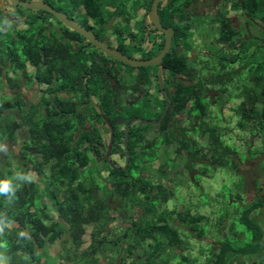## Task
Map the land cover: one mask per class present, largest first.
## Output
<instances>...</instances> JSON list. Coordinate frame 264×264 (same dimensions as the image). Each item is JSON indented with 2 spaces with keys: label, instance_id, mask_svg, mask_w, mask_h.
Segmentation results:
<instances>
[{
  "label": "trees",
  "instance_id": "16d2710c",
  "mask_svg": "<svg viewBox=\"0 0 264 264\" xmlns=\"http://www.w3.org/2000/svg\"><path fill=\"white\" fill-rule=\"evenodd\" d=\"M118 1L48 3H59L73 19L74 11H80L83 26L129 57L158 55L165 35L149 22L153 0ZM194 1H160L161 23L174 28L172 48L159 65L133 67L108 56L52 13L0 0V146L22 142L0 176H33L21 183L12 200L0 196V264H197L186 254L190 246L181 228L204 239L207 232L201 226L209 219L191 209L168 208L175 196L167 186L170 161L184 160L190 167L210 156V162L232 166L238 174L243 163L237 161L239 147L229 143L234 141L231 128L217 124L221 118L207 97L205 85L216 83L217 73L205 77L190 54L197 27L189 23L187 7ZM245 3L255 17L264 7V0ZM140 9L142 17L136 21ZM12 20L21 24L9 28ZM55 20L64 28H57ZM224 24L228 31L224 29L222 41L235 47L236 34L228 21ZM221 56L230 60L226 53ZM254 57L257 66L249 85H222L216 98L220 109L240 99L234 112L237 128L248 135L238 136L247 151L245 160L264 157V61L257 53ZM233 80L229 75L224 83ZM22 84L25 90L39 85V97L24 96ZM256 136L259 146L254 145ZM171 146L175 156L167 151L169 159L159 166L162 175L155 178L150 166L159 159L157 147ZM115 154L125 158L124 166L111 159ZM14 159L21 162L15 169ZM244 183L241 174L238 193L223 188L232 209L213 225L206 264H247L250 258L257 259L253 264H264V226L258 218L264 198L248 202L241 192ZM115 199L119 206L113 209L108 200ZM170 213L178 215L177 223H170ZM237 222L250 234L248 241ZM58 241L62 245L53 255L49 248Z\"/></svg>",
  "mask_w": 264,
  "mask_h": 264
},
{
  "label": "rangeland",
  "instance_id": "374dc122",
  "mask_svg": "<svg viewBox=\"0 0 264 264\" xmlns=\"http://www.w3.org/2000/svg\"><path fill=\"white\" fill-rule=\"evenodd\" d=\"M27 1H47L50 0H27ZM119 0V3H122ZM9 2V0H8ZM10 3V2H9ZM66 3V2H64ZM63 3V5H64ZM54 7L56 9H59V11H64L62 7L59 6V3H53ZM73 10V7H71ZM76 14L77 12L74 11ZM78 16V15H77ZM75 17V16H74ZM75 20H78L80 22H83V20L79 17H75ZM21 24L20 21L12 20L9 23V28H13L14 25ZM55 25L57 28L61 27L64 28L65 25L60 24L58 21L55 20ZM259 28L256 26H252V33L254 36L264 38V29ZM197 33L206 35H210V29L208 28V24H204L202 22L200 24V28L196 30ZM202 39L200 43L197 45L194 44L195 50H198V47L201 48V50H205V54L202 56L204 57L207 62L209 61V65L215 66L216 60L212 59L210 55L208 54L209 51H213V47L215 44H209L207 43V40ZM211 39V38H210ZM114 40V38H113ZM105 41H108V39ZM197 54L195 51L193 53V56ZM135 57L139 59L138 55H134ZM259 60L264 61V57L260 56L258 57ZM255 59V58H254ZM256 60V59H255ZM260 61V62H261ZM256 64L254 63L247 69L238 70L234 74V80L230 83L225 84L226 87H230L233 89V86L231 85L234 82H238L237 84L242 85H249L248 82H245L246 79H248L249 73L253 72L255 74L256 70ZM216 71V70H215ZM232 70L230 69V72ZM217 72V71H216ZM215 72V73H216ZM211 71H208L207 69L204 70V76L207 78H211L212 76ZM217 79V77H216ZM220 84L217 83L213 84V88L218 87ZM209 88V87H208ZM21 91L24 93V96L31 97L33 99H37L39 97V85L35 84L29 89L25 90L23 87V84L20 87ZM232 91H230L231 93ZM5 94H10L9 89H5L3 91ZM217 92L210 90L208 92V96L210 97V101L212 102L211 108L212 112L219 115L220 121H218V125L220 127L228 126L231 128L230 132L234 137V141H229V143H233L235 146L239 147V154H241L237 161L238 163H243V169L240 174L236 172V170L232 166H228L227 164L221 165V164H214L213 162H210V156L207 157H201L200 160L194 163L193 165H190V167H186L184 160H178V161H170V167L169 170H166L168 173V181L167 186L169 189L173 190L175 192L174 198H172L168 205L169 209H191V212L193 214H201L205 215L209 221H205L202 223V228L207 232V235L204 239H199L196 237L195 233H191L189 229L187 228H181V235L183 240H187L189 242L190 250L187 251V255L191 256L193 259H196L197 264H206L207 256L209 255V251L212 249V245L210 244L212 239L210 237V234H215V229L213 228V225L217 224V219L224 214L225 212L232 209V204L228 205L225 202V197L223 194V188L229 187L232 191V194H236L239 191H237L236 186L238 185V182H240L241 174L244 176L245 183L244 187L241 190V192L244 195H247V201L253 202L257 199L258 196H262L264 198V157L259 156L257 158H250L248 156V159L245 160L244 155H247V151L245 149V146H242L241 140L238 136H241L242 138L248 137L247 134L242 133L237 128V122H238V116L235 114L234 109L237 108L238 104L240 103V99L236 100L230 104H225L220 109V106L218 105L217 101L215 102V99L217 98ZM218 100V99H217ZM221 101V100H220ZM215 115V114H214ZM104 130L105 138L106 140H109L110 134L106 129ZM153 133L149 137H153ZM237 136V139H236ZM228 138V137H227ZM248 140V139H246ZM205 142V140H204ZM204 142H202V145H204ZM22 142L21 140L18 141L17 144H10L8 142L4 143L0 146V169L4 168V164L7 162L8 159L12 157V154L18 155L19 154V148L21 146ZM229 144V145H230ZM260 139L256 136L254 137V145L259 146ZM232 145V144H231ZM230 145V146H231ZM158 148V149H157ZM158 150V158L157 161L152 163L150 166V174H152L155 178L159 177V175H162V171H159V166L161 163L167 161L169 159V155L167 151L171 154V158L175 156L174 150L175 147L171 146L168 150L159 149ZM111 159L119 164V166L125 165V158L119 155H111ZM230 164L233 163V160L229 161ZM21 164V162L17 160H13V169L17 167L18 164ZM193 169V170H192ZM206 172V173H205ZM245 196H243L244 198ZM245 199V198H244ZM246 200V199H245ZM108 204L111 206V208L115 209L119 206L118 199L115 200H108ZM236 208H238L240 211H243L244 206H241L240 202H236ZM132 211V210H131ZM133 212V211H132ZM257 213H252V217H254ZM170 223H177L178 222V215L177 214H171L170 213ZM258 218L260 219L262 225L264 226V208L261 209V211L258 214ZM120 225H124V220L120 219L118 221ZM228 223V222H227ZM237 229L241 233L246 232V241L249 239L250 234L246 231V228L243 226L241 222H237ZM91 231V228H89L86 231L85 240H88V234ZM225 232L227 229L225 228ZM193 235V236H192ZM151 241H146V246L150 245ZM153 243V242H152ZM62 245L61 241H58L56 244L51 246L49 248V251L51 254L56 255L60 247ZM87 245V243H86ZM85 245V247H86ZM252 260L257 259H245L247 264H253ZM2 262H5L6 260L4 258L1 259ZM61 264V263H59ZM67 264V263H62Z\"/></svg>",
  "mask_w": 264,
  "mask_h": 264
},
{
  "label": "flooded vegetation",
  "instance_id": "af4514ba",
  "mask_svg": "<svg viewBox=\"0 0 264 264\" xmlns=\"http://www.w3.org/2000/svg\"><path fill=\"white\" fill-rule=\"evenodd\" d=\"M245 1L246 0H195L187 7V11L192 14V18L189 23L194 24L195 27H197V29H193V50L190 52V54L193 56V53L195 51L197 52L193 58L197 59V63L195 65H197L199 70H202L201 74L204 75V70L206 69L211 72L217 71V83L220 84L216 88H213V85H205L207 95L210 90L216 91L218 98L220 95L219 91L223 87L222 85H225L224 82L228 79L229 75H234L238 70L247 69L253 65L255 58L254 55L256 53L258 56H262V54H264L262 50H258V46L264 48V38L254 36L251 31L252 26L264 29V7L262 12L255 17L252 15L248 7H246ZM142 11L143 9H140L136 21L142 17ZM76 12L77 15L81 14V12L78 10ZM81 19L83 18L81 17ZM225 21L229 22V28L236 34V36L233 37L232 35H227V37L231 36L235 41V47L227 45L222 41L224 39V29L228 31L224 24ZM78 22L80 23V21ZM149 22L151 23L150 19ZM202 22H204V24H208V28L210 29L211 33L209 36H205L204 34L202 36L201 34L197 33L196 30L200 28V24ZM152 25L154 26V24ZM154 28L156 27L154 26ZM204 37H206L205 40H207V43L215 44L213 51H209L208 53L212 59L216 60L215 66L209 65V61L207 62V60L202 57L205 54V50H201L199 47L198 50H195L194 48V44L196 43L198 45L200 41L204 39ZM243 44L248 46L247 50ZM224 53H226L230 58L228 62L223 61L221 55ZM233 58H236L235 61ZM230 69L232 70L231 72ZM252 75H254L253 72L249 73L246 82H249L251 78H253ZM235 83L238 82L231 84L233 88L235 87ZM228 95L229 94L227 92L224 96L227 97ZM207 97L210 100V97ZM236 100H239V98H234L232 101L224 103V105L230 104Z\"/></svg>",
  "mask_w": 264,
  "mask_h": 264
},
{
  "label": "water",
  "instance_id": "95a60500",
  "mask_svg": "<svg viewBox=\"0 0 264 264\" xmlns=\"http://www.w3.org/2000/svg\"><path fill=\"white\" fill-rule=\"evenodd\" d=\"M161 0H153L151 9L149 11V19L154 26L161 31L165 35V43L161 52L153 58L150 59H137L129 57L118 49L111 47L106 42L98 39L96 35L89 30L88 28L81 25L78 21L73 18H70L65 13L54 8L47 1H25V0H9L10 4L13 6H21L24 9L31 10H43L52 13L58 20H60L63 24L69 27L71 30L76 31L81 34L87 41L91 44L95 45L102 52L107 54L108 56L116 59L124 64L133 66V67H147V66H155L162 63L164 56L171 50L174 36V28L173 27H164L161 23L159 17V3Z\"/></svg>",
  "mask_w": 264,
  "mask_h": 264
},
{
  "label": "clouds",
  "instance_id": "9594fccd",
  "mask_svg": "<svg viewBox=\"0 0 264 264\" xmlns=\"http://www.w3.org/2000/svg\"><path fill=\"white\" fill-rule=\"evenodd\" d=\"M33 176L24 172H16L13 176H0V196H5L8 200H12L17 190L20 188L21 183L31 182ZM21 236L25 233L21 232Z\"/></svg>",
  "mask_w": 264,
  "mask_h": 264
}]
</instances>
